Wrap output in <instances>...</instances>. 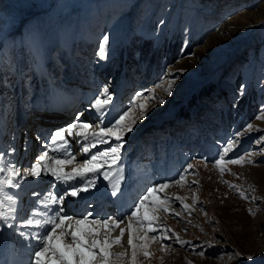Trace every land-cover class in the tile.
I'll use <instances>...</instances> for the list:
<instances>
[{"label":"rangeland","instance_id":"obj_1","mask_svg":"<svg viewBox=\"0 0 264 264\" xmlns=\"http://www.w3.org/2000/svg\"><path fill=\"white\" fill-rule=\"evenodd\" d=\"M263 9L264 0H0V116L4 114L7 120L5 125L4 120L0 122V136L17 127L14 120L21 98L28 106L32 94L39 92L44 79L41 61L45 59L50 61L51 74L66 89L78 92L75 98L81 101L83 114L78 119L69 115L65 126L78 120L89 123L88 140L75 135L81 131L78 125L72 136L63 134L67 144L56 138L57 147L77 148L74 155H83L74 168L65 160L68 162L60 171L82 169L91 154L107 148L99 143L90 147L91 134L103 126L98 121L111 123L132 105L126 123H134V131L125 136L119 163L126 165L120 170L118 166L102 169L111 183L101 175L88 174L79 187L92 180L96 187L90 185V193L105 184L110 189L137 168L138 175L149 176L148 187H158L161 181L169 184L158 194L171 203L166 205L167 212H156L152 227L160 231L157 240L150 239L155 233H147L149 239L145 240L146 226L134 222L130 232L128 218L109 229L83 225L85 230L102 233L101 240H120L109 246L110 264H133L130 234L136 245L135 264H264V142H257V137L264 136V119H257L264 114ZM105 35L110 37V45L102 55L99 48ZM124 72L127 81L122 82ZM105 87L111 99L108 112L101 117L90 105L96 98L104 99ZM117 88L125 93L122 99ZM159 99L165 103L160 104ZM140 104L147 105L144 119L140 118ZM85 115L88 119L84 121ZM249 124L252 130L247 129ZM170 129L180 137L178 142L167 139L173 135ZM236 137L239 142L224 156L226 142ZM16 141L20 144L14 157L21 154L20 138L14 136L7 145L15 153ZM81 145H88L89 152L84 153ZM241 155L239 165L222 164L223 171L215 166L221 157ZM43 161L45 165L36 168L40 176L28 175L30 182L50 184V191L40 184L34 187L32 192L38 188L42 193L37 202L55 193L56 185L51 184L55 178L46 172L47 158ZM16 163L25 171V159L16 158ZM189 164L191 169L184 174ZM5 167L6 160L1 159L0 169L5 171ZM180 175L184 178L179 179ZM104 191L92 194L97 197L87 202L84 213H92L89 219L96 211L90 212L88 205L105 203ZM10 198V194L4 197L0 212L4 213L3 205L7 208ZM67 227V232L72 230L70 222ZM76 234L85 244L89 242L90 237ZM62 235L57 230V236ZM33 243L37 245L35 240ZM68 243L66 239L60 247ZM145 243L146 249L142 247ZM22 244L26 255L34 253L32 244ZM67 256L76 260L71 252ZM42 259L45 264H59L50 254ZM95 259L101 264L98 256ZM30 264H35V257Z\"/></svg>","mask_w":264,"mask_h":264},{"label":"snow or ice","instance_id":"obj_2","mask_svg":"<svg viewBox=\"0 0 264 264\" xmlns=\"http://www.w3.org/2000/svg\"><path fill=\"white\" fill-rule=\"evenodd\" d=\"M103 43L100 45V53L103 55L107 47L110 45V37L105 35L102 37ZM243 91V89H242ZM170 94V93H169ZM103 97L104 99L96 98L94 100V103L90 105L92 109H94L96 112L100 114L101 117H103L107 112L108 108L106 107L107 103L111 99L110 94L108 93L107 88L105 87L103 89ZM139 98V97H138ZM152 99H158V98H152ZM151 102V101H149ZM160 104H164L165 101L163 99H159ZM146 104H140V118L144 119L146 118ZM132 108V105H129V110H125L122 112V114H118V118H115L114 121L111 123H104L103 120H99L98 122L103 124L102 127H100L99 132H93L91 134L92 139L90 141V147L95 148L97 144H106L108 145L107 148L99 150L93 154H91L90 158L87 159L82 169L74 170V172L71 174L62 173L60 171V167L67 163L68 161L57 159L55 160L56 168L51 170V176L55 178V181L60 182L64 181L70 178L74 177H85L88 174L93 175H101L104 177L105 180L109 181L111 183L108 173L105 171H102L103 168H108L109 170L113 166H118L119 162L122 159V151L124 150V145L127 143L125 136L128 133H132L134 131V123L127 122L130 121V110ZM262 113H264V110H262ZM82 115V113H81ZM257 119H264V114L261 116H258ZM79 126L81 129L80 132L75 133L76 136L88 140V128L89 123L88 122H80L79 120L77 123L72 124L67 128V133L69 136L73 135V129ZM248 130H252V125H247ZM61 138V142L64 144H67V141L63 139V130H57L55 131L54 136L51 138L52 144L57 143L56 138ZM238 137L234 138L233 140L226 142L225 147H223L222 152L224 153V156H227L229 151L233 148V145L238 143ZM257 142H264V136L257 137ZM83 152L88 153L89 152V146L88 145H81ZM48 156L47 152H44V155L40 156V160H44V158ZM243 155L235 158H228L224 159V157H221L217 159L214 163L217 168H221L222 164H231V165H239L242 163ZM191 169V165L189 164L186 169L183 170L184 174H187L188 170ZM12 172L19 175L17 172L15 165L11 166L10 169ZM0 171H3V169H0ZM221 171H223V168H221ZM31 175L34 177H38L41 175V172L37 169H33L31 171ZM184 176L180 175L179 179H183ZM96 187L95 181L88 180L86 183H84L83 187H76L74 188L69 195L72 197H77L78 193L86 192L89 189V186ZM10 187L13 185H9ZM169 186L167 182L161 181L158 185L148 187L146 189V194L142 195V198L138 199V202H134L130 207L128 212L126 213L127 218L129 220L128 228L131 232L132 229V223H136L138 226H146L145 227V240L149 239L147 236V233H155L150 237L151 240H157L160 238V231L157 230V228L152 227L155 216L157 211L167 212L168 208L166 205H169L171 201L166 198H158V194L162 192L164 189H166ZM98 190V189H97ZM110 195H119L117 192L116 186L113 185L112 191ZM50 199H53L54 201H63V196L58 197H49ZM176 200H181L180 197H176ZM181 204L184 209H188L187 204H183L181 201ZM45 208L48 207V205L45 203ZM53 215L47 217L43 222L40 220L34 219V218H27L26 221L21 225L23 228H35V229H43V232L40 233L39 241L36 245L34 256H35V264H45V261L42 259L45 256H48L50 254V258L52 261H58L59 264H96V257L98 256L100 259L101 264H110V253H109V246L113 243L119 244L120 240L117 239L115 241H112L111 239H104L101 240L99 237L102 235V233H98L94 231L93 229L89 228L85 230L83 227L86 223H92L95 225H99L101 229H109L110 225H115L116 227H119V223H122L125 219V215H117L114 219H109L108 216H102L100 219H96L95 215L89 219V214L84 213L81 218L76 219L75 225H74V231H71L70 233L67 231H64L63 228H61V225L65 223L66 220H72L73 216L68 215L63 207H56L53 209ZM34 217L35 214H32ZM0 220H3L5 222L8 221V217L5 216L2 212H0ZM48 227H45V226ZM9 227H12V225H9ZM60 230L61 233H63L62 236H57V230ZM77 232L82 233L84 236L90 237L89 242L87 244L84 243L82 239H80L77 236ZM21 235H24L23 232H21ZM124 231L121 230L120 236L123 237ZM91 237H97L96 239H91ZM170 238V237H169ZM69 240L70 243H68L63 249L60 247V244L64 240ZM178 239V238H177ZM55 241V243H53ZM182 244L184 242H181ZM128 245L133 248V255L132 260L133 264H135L136 261V245L133 243V236L130 234L128 238ZM170 246V245H169ZM144 249L147 248V244L145 243L142 245ZM193 249L196 247V245L191 246ZM73 253V255L76 257V260L74 262L69 260V257L67 256V253ZM144 255L148 256V252L145 250ZM199 255H203V252L199 253Z\"/></svg>","mask_w":264,"mask_h":264},{"label":"bare ground","instance_id":"obj_3","mask_svg":"<svg viewBox=\"0 0 264 264\" xmlns=\"http://www.w3.org/2000/svg\"><path fill=\"white\" fill-rule=\"evenodd\" d=\"M262 14H264V9L262 10V12H261V15ZM261 18V17H260ZM83 114V113H82ZM47 116H50L49 114H47V115H45V116H43L44 118L45 117H47ZM42 117V118H43ZM51 117V116H50ZM83 118H82V120H86V119H88V117H86V115L85 116H82ZM4 125H5V120H4ZM70 138H72V137H70ZM74 138H72V140H73ZM0 140H2V136H0ZM3 152V151H2ZM1 151H0V153H2ZM45 158H47V168H46V172H51V170L52 169H55L56 168V164H55V160H57V158L56 157H53V160H51V158H50V156H49V154H48V156H46ZM8 170V169H7ZM66 174H70V176H71V172H65ZM6 174V175H5ZM2 176V177H1ZM50 177H52V176H50ZM9 178H10V173H5V171H2V173L0 174V198L1 199H3V201H4V197H8V193H10V191H12V189H11V187L9 186L10 184L9 183H7V181H10L9 180ZM54 178V177H53ZM120 179V178H119ZM124 179H120L119 180V182L115 185L116 186V189H117V192L120 190V187L123 189V191H127L126 190V188L125 187H123V185H122V181H123ZM132 182L133 183H135L133 180H132ZM132 182H131V184H130V187L131 188H133V184H132ZM19 183V182H18ZM28 183V182H27ZM27 183H19V185H22L23 186V188L24 189H28V191L26 192V193H29L28 195H25V199H26V201H30V200H32V206L28 209V212L30 213H32L33 212V207L34 206H37V205H40L41 207H42V212H40L38 215H37V220H41V222H43L47 217H49V216H51V215H48V216H44V217H42L41 215L42 214H44V213H50V212H53V209L54 208H56V207H63L64 208V205H63V203L62 202H64V200H66V199H68V198H70V197H68V196H66L67 194L69 195V193L71 192V191H66V185L65 184H63V182L62 183H59L58 182V185H56V186H54L53 188V190L55 191V193L52 195V194H50L49 196H48V194H46V198L45 199H43L44 201L42 202V201H39V202H37V200H38V198H40L41 196H42V193L40 194V193H38L37 191H40V189H38L37 188V190L36 191H34V192H32V190L34 189V187L36 188V186L37 185H41L42 187H45L47 190H49L50 191V184H49V182L48 181H46V182H41V181H32V182H29L28 184ZM78 183V182H77ZM127 185V184H126ZM62 186V187H61ZM42 189V188H41ZM73 189V188H72ZM45 190H43V192H44ZM49 191H47V192H49ZM110 191H112V188H111V190ZM14 192H16V193H18L17 195H19L21 192H20V189H18L17 190V187L15 186V191ZM119 193V192H118ZM128 193V192H127ZM32 194V197H30L29 195H31ZM82 194V193H81ZM4 195V196H3ZM23 195V194H22ZM22 195H21V197H22ZM58 197V196H63L64 197V199H63V201L61 202V201H58V200H56V201H54L53 199H50L49 197ZM96 195H94L93 196V198H91V199H94V198H96L95 197ZM117 196H119V195H117ZM10 197H12V196H10ZM81 198V197H80ZM80 198H79V200H80ZM89 200L87 199V202H88ZM92 201V200H91ZM123 201H125V200H123ZM11 202H12V198H10V201H9V205L8 204H6L7 205V208H5L4 207V205H3V212H5V213H3L4 215L6 214V215H9L10 214V211H11V209H10V205H11ZM37 202V203H36ZM45 203L48 205V207L47 208H45L44 207V205H45ZM92 203H94V202H92ZM5 204V203H4ZM94 204H96L92 209L93 210H95L96 212H95V218L96 217H98V216H105V215H108L109 213H112V212H110V209H109V206L106 204V203H103L102 205H100V204H98V203H94ZM5 205V206H6ZM87 207V206H86ZM121 206H116V208H120ZM7 209V210H6ZM65 210V209H64ZM88 211V210H87ZM65 212L68 214V215H72V216H81V213H76V212H70V211H66L65 210ZM86 213V212H85ZM54 214V213H53ZM52 214V215H53ZM79 218H81V217H73V219L72 220H66L65 221V223L63 224V225H61V228H63L64 229V231H67V230H69V228L67 227V225H68V222H70L71 223V227H72V230H70L69 231V233L71 232V231H73L74 230V225H75V222H76V219H79ZM87 224V223H86ZM3 225H4V227H5V229H6V231H8L9 233H11L12 231H13V228L12 227H8V225L5 223V222H3ZM95 225V224H94ZM48 227V226H47ZM97 228H99L100 226L99 225H97L96 226ZM133 227V226H132ZM59 230V229H58ZM61 234H63V233H61ZM1 240H2V237L0 236V244H1ZM35 240V239H34ZM27 242H25V244H26ZM7 244V243H6ZM28 245V244H27ZM35 248L36 247H34L33 249H32V251L33 250H35ZM24 249H26V248H24ZM28 249V248H27ZM18 252V251H17ZM25 254V253H24ZM27 257L29 256V257H31V255H30V253L28 254V255H26ZM31 259H32V257H31ZM0 262H1V264H4L5 263V256H3L2 258H0Z\"/></svg>","mask_w":264,"mask_h":264}]
</instances>
